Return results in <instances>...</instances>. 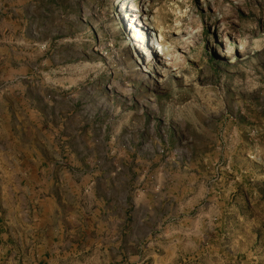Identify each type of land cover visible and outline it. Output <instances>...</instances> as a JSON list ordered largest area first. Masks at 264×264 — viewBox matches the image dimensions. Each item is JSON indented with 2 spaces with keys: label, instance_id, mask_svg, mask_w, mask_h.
Segmentation results:
<instances>
[{
  "label": "rangeland",
  "instance_id": "obj_1",
  "mask_svg": "<svg viewBox=\"0 0 264 264\" xmlns=\"http://www.w3.org/2000/svg\"><path fill=\"white\" fill-rule=\"evenodd\" d=\"M51 141L56 261L264 264V0H0V152Z\"/></svg>",
  "mask_w": 264,
  "mask_h": 264
},
{
  "label": "crops",
  "instance_id": "obj_2",
  "mask_svg": "<svg viewBox=\"0 0 264 264\" xmlns=\"http://www.w3.org/2000/svg\"><path fill=\"white\" fill-rule=\"evenodd\" d=\"M0 152V264H73L64 246L77 192L91 190V160L55 151V141Z\"/></svg>",
  "mask_w": 264,
  "mask_h": 264
},
{
  "label": "bare ground",
  "instance_id": "obj_3",
  "mask_svg": "<svg viewBox=\"0 0 264 264\" xmlns=\"http://www.w3.org/2000/svg\"><path fill=\"white\" fill-rule=\"evenodd\" d=\"M138 63H139V61H138Z\"/></svg>",
  "mask_w": 264,
  "mask_h": 264
}]
</instances>
